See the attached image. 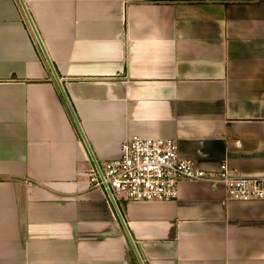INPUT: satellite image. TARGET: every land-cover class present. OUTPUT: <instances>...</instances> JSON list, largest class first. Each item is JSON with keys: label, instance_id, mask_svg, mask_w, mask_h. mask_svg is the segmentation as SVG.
Instances as JSON below:
<instances>
[{"label": "crops", "instance_id": "obj_1", "mask_svg": "<svg viewBox=\"0 0 264 264\" xmlns=\"http://www.w3.org/2000/svg\"><path fill=\"white\" fill-rule=\"evenodd\" d=\"M133 135L264 175V0H0V264H264V201L90 187Z\"/></svg>", "mask_w": 264, "mask_h": 264}, {"label": "built area", "instance_id": "obj_2", "mask_svg": "<svg viewBox=\"0 0 264 264\" xmlns=\"http://www.w3.org/2000/svg\"><path fill=\"white\" fill-rule=\"evenodd\" d=\"M93 164L88 184L112 201L172 200L182 181L222 185L233 201H264V175H236L225 162L214 169L201 168L191 159L180 157L171 138L133 135L121 143L118 156L94 160Z\"/></svg>", "mask_w": 264, "mask_h": 264}, {"label": "water", "instance_id": "obj_3", "mask_svg": "<svg viewBox=\"0 0 264 264\" xmlns=\"http://www.w3.org/2000/svg\"><path fill=\"white\" fill-rule=\"evenodd\" d=\"M128 239H129V242H130V244H131V243H132V241L130 240L129 236H128Z\"/></svg>", "mask_w": 264, "mask_h": 264}]
</instances>
